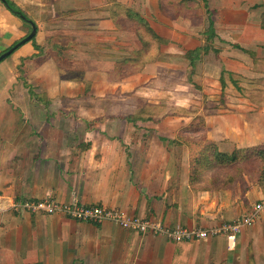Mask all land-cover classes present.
<instances>
[{"label": "crops", "instance_id": "0c3cea01", "mask_svg": "<svg viewBox=\"0 0 264 264\" xmlns=\"http://www.w3.org/2000/svg\"><path fill=\"white\" fill-rule=\"evenodd\" d=\"M8 1L35 24L36 33L32 42L0 61V264H264V214L242 228L235 240L217 236L174 242L113 223H81L13 208L44 199L62 205L77 202L168 228L210 230L239 220L253 204L264 202L260 189L249 184L246 190L238 184L240 192L193 190L188 183V151L174 143L180 127L200 115L206 138L218 147L226 142L242 149L264 142V103L254 105L247 99L246 86L238 84L264 78V0H206L208 9L203 10L211 14L216 36L206 54L200 50L206 42L199 35L206 22L201 25V20L188 16L196 13V6L183 5L187 15L182 18L177 0ZM127 10L139 14L158 38L150 50L156 58L149 63H138L150 51L143 48L138 39L142 31ZM29 32V24L11 15L0 1V55ZM84 47L94 64L91 72H83L80 63ZM187 51L200 58L191 63L198 85H156L165 71L173 74L188 66L183 63ZM66 53L72 62L67 69L59 62ZM103 60H111L105 67L109 72L101 69ZM149 65L164 73L151 76ZM222 70L234 75L243 89L239 93L227 81L225 110L215 109L217 113L208 116L217 107ZM78 74L92 82L91 102L107 99L123 109L132 107L134 94L144 105L172 101L174 109L178 107L172 117L176 119L130 120L131 115H123V120H47L45 112V120H36L27 115L35 104L45 108L77 94V102L83 104L78 111L85 112L89 102L83 97V83L75 79ZM94 77L104 79L97 86ZM107 77L116 83L103 84ZM139 77L151 81L147 91L130 90L125 84ZM211 78L214 83L208 84ZM248 87L257 92L259 86ZM30 89L37 94L36 103L27 94ZM95 91L110 95L96 100Z\"/></svg>", "mask_w": 264, "mask_h": 264}, {"label": "rangeland", "instance_id": "374dc122", "mask_svg": "<svg viewBox=\"0 0 264 264\" xmlns=\"http://www.w3.org/2000/svg\"><path fill=\"white\" fill-rule=\"evenodd\" d=\"M175 2H176L177 8L178 9L180 8V15L182 16V18L187 15L184 12L183 5H189L190 8H193V6H196L197 7L196 13L188 14V16H191V19H193L194 21H197V22L201 20L202 21L201 25H203V20H204V24L206 22V25L202 29L201 28L199 29L200 30L199 35L203 36V39L206 42L202 46L201 51H203L204 54H206L205 51H204V48L212 47L211 46V42H213L214 38H216L215 35H214L213 39H212V37L210 38V36H209L210 35L209 26H210V24L212 25V22L210 23L211 14H208V10L206 11L207 14H205L204 10H203L204 8L205 9L207 8L206 0H179V1L177 0ZM135 14H137V13H135ZM138 16L140 17L139 14H138ZM140 30L142 31L143 39L146 40L149 43V47H148L149 51L150 50H154V48H152V46L156 47V41H158V39H152V38L150 39V37H148L146 35L147 33L144 32V29L142 28V26H140ZM212 32L214 34V30L213 29H212ZM71 48H74V46H71ZM150 48H152V49H150ZM84 49H85V51H82V50H80V51L81 52H85L84 53V58L85 59L82 62H80V63H83V67H84L83 72L84 71L91 72L92 68L94 67V64L92 62L91 56L90 55H85L86 52H87L86 51L87 50L86 47H84ZM113 50L115 52H117L116 48H114ZM151 52L152 51H150V54L148 56L145 55L142 58H139L138 59V63L140 64V62H144V61L149 63V59L150 58L154 57V59H155L156 58L155 57L156 54H151ZM187 52H185L183 54V58L186 60V61H183V63H185V65H186V63L188 62V66H184L182 64L183 66L182 67L180 66L181 69H179L177 72H175L173 74H167L168 72L165 71L164 78L163 79H159L157 82H155L156 85H161V86L166 87V88H168V87L171 88L173 86V84L181 85V86H189V87L198 85L194 81L195 78H192V76H191V67H193V65L190 64V62L188 60ZM215 53L217 54L218 51H216ZM109 54H111V53H109ZM65 56L66 57L61 58V60H59V62L65 69H67V66H68L67 63L69 62V63L72 64V62H70L71 54L66 53ZM199 60H200V58L197 57L196 59L193 60V64H194L195 61H199ZM262 61H264V60H261L262 64H261L260 70L262 71V73H264V62H262ZM95 63L97 64V62H95ZM110 63H111V60H109V61H105V60L101 61V64H100L101 65V69H104L105 71H108L105 67H107ZM138 63H136V62L133 63V65H134L133 69H137ZM154 63H156V62H152V64H154ZM256 65L257 64L254 65V69L255 70L257 69L255 67ZM65 69H63V70H65ZM148 70H149V73L151 74V76L153 74L157 75V73H156L157 71H160L161 75L164 73L163 69L157 68V67L151 66V65H149V69ZM66 71L69 72V70H66ZM215 71H216V69H215ZM69 77L71 79H73L72 76H69ZM220 77H221V80L222 79L224 80L225 87L224 88L221 87L220 78H219V81H218L219 85H218V82H217V85L219 86V93H218L219 94L218 95L219 99H218V101H216L217 107L214 108V109H210L208 116H212L211 113L212 114L213 113L216 114L217 112H216L215 109H217L218 111L219 110H225L223 107H224V98L226 97V94L228 93L226 91V89H225L227 81L230 84L233 83L237 87L236 91L239 92V93H241L243 88H241V86H238V84L246 86V89L248 90V93H246L247 99L252 101L254 103V105H256L257 107L261 106L264 103V78H260L258 80H255L254 82H248V80H246L245 82H240L239 81L240 83H238V82L235 83L234 80H237V78L234 75L232 76L231 74H228L227 72H225L223 70L221 71ZM141 78L142 77L136 78L135 80H132L130 82L127 81L125 84H128V88H130V90H131V88H133V89L138 90V91H142V90H146L147 91L146 87L148 86V84H150L148 82H151V81H146V78L144 77L143 78L144 82H143L141 80ZM75 79H77L78 82L83 83V86H84L83 97H86L85 103L89 102V103H86V105H84V107H86L85 112L81 111L79 113V111H78V105L83 106V104L77 102V100L80 99V94H77V95H79L78 96L79 98H77V95H76V96H72L70 98L68 97L69 99L67 98L66 101H64L62 103H55V104L47 103V104H45V108H41L39 105L35 104L34 105L35 107L31 108L30 110L29 109L26 110L27 115L30 118L32 116L35 117L36 120H45V112H46V115H47V120H111V119H113V117H114L115 120H118V119L119 120H123L124 119L123 115L124 116L125 115H131V117L128 118L130 120H140V119L141 120H164L166 118L176 117L173 114H175V111H176L175 109L178 108V107L175 106V109H174V105H173L172 101H170L169 103H163V106L161 105L162 102H159V101H154V102L150 101V102H147L146 105H144L143 100L140 97L138 98L136 94L133 95L135 101L132 103V107L129 106L128 108H126L127 107L126 106L123 109H118L119 106L116 105V104L111 103L110 101L106 102V101H108L107 99L104 101L106 103H104V102L100 103L99 101H97V102H93L92 101L91 102V100H89L91 98L89 96L92 94L90 92V90H89L90 87L92 86L91 80L90 81H88V80L84 81L83 80L84 78H82V76L79 77V74L76 76ZM92 79H93V81H94V79L98 80V82H97V86H98L100 84V82L102 81V79H104V77H99V78L94 77ZM249 81H251V80H249ZM104 82H108L109 84H111V83H116V80L114 78L107 77L106 81L103 80L102 83L105 84ZM142 83H144V84H142ZM157 83H159V84H157ZM209 83L213 84L214 80L211 78L210 82H208V84ZM248 85H258L259 87H258L257 92H250L249 91L250 88L248 87ZM97 88H100V87H97ZM74 91L76 93L77 90H74ZM27 94H29L31 97H33L35 99L34 102L37 101V99H36L37 94H35L31 89L27 92ZM93 94L97 95L96 97H94V98H96V100L108 98L109 95H110L108 93H107V95L106 94H102V93L97 92V91H95ZM39 96H40V98L43 97L44 100L46 101V98H45L46 96L44 97V95H42V94H40ZM91 96H93V95H91ZM102 103H104V105H102ZM111 104H113V105H111ZM30 112H32L33 115H32V113L30 114ZM118 112L121 113V116L116 115V113H118ZM201 116H203V115H200V117ZM197 117H199V116H197ZM120 118H123V119H120ZM142 118H144V119H142ZM195 118L193 117L190 120V122L187 123L186 125H182L180 127V129L178 130V132H177L178 135L183 129L188 128ZM172 119H176V118H172ZM203 120H204V118H203ZM151 124L153 125V123H151ZM205 133H206V130H205ZM178 135H177V138H176L175 141L178 142L177 143L178 145L184 146L187 149V151H188V163H190L192 157L190 156L189 149L192 150L194 147H190L189 145L187 146L184 142L180 143L182 141H180ZM195 135H197V134H195ZM175 141H174V143H175ZM200 144H202V142ZM221 146H219L220 150L225 149L228 152H231L234 149V148L233 149L230 148V144L229 143H228V146H227L226 142L223 145H221ZM246 183H247L246 181L245 182L243 181V183L239 182V183H237L235 185L234 188H232V190L233 191H237V190L239 191L240 187L239 186L237 187L238 184L239 185L243 184L244 188L246 187V185L248 187V183L247 184ZM227 191H229V190H227Z\"/></svg>", "mask_w": 264, "mask_h": 264}, {"label": "trees", "instance_id": "16d2710c", "mask_svg": "<svg viewBox=\"0 0 264 264\" xmlns=\"http://www.w3.org/2000/svg\"><path fill=\"white\" fill-rule=\"evenodd\" d=\"M4 6L7 11L20 18L25 17L23 22L27 23L29 18L12 2L5 0ZM129 19L132 20L140 27L144 29L147 36L150 39H158L153 31L149 28L146 21L131 12L126 11ZM211 23V21H210ZM210 38L214 37L212 32V25L209 26ZM34 37L31 39L33 41ZM143 43V48L148 49L149 43L139 36ZM14 43L11 48L17 44ZM35 49L42 52V49L35 46ZM8 48L7 50H9ZM6 50V51H7ZM201 50V49H200ZM207 51V48H204ZM188 60L190 64L194 60V55L196 52H187ZM37 54L34 56L38 57ZM186 57V56H185ZM187 58V57H186ZM254 64L257 63L255 58H253ZM82 74L79 75V77ZM221 87H225L224 80H221ZM206 126L202 117H196L190 126L183 129L179 133L180 143H185L187 146L194 147L192 150L189 149L191 161L189 163V174L188 183L189 186L195 191H205V192H219L232 190L237 183L247 182L249 185L256 186L264 194V142L250 148L236 149L234 148L231 152L223 149L220 150L219 147L209 141L206 138ZM197 134V135H195ZM202 135V136H201ZM202 144H200L201 142ZM178 142L175 141V144ZM248 189L247 185L244 190Z\"/></svg>", "mask_w": 264, "mask_h": 264}, {"label": "built area", "instance_id": "2783aa9c", "mask_svg": "<svg viewBox=\"0 0 264 264\" xmlns=\"http://www.w3.org/2000/svg\"><path fill=\"white\" fill-rule=\"evenodd\" d=\"M13 208L23 209L34 214H59L81 223L95 225L113 223L127 230L163 236L174 242H193L217 236H224L227 239L235 240L242 228L252 226L264 214V202H258L253 204L250 213L237 221L222 223L220 226L210 230H197L182 227L168 228L159 222L150 221L145 218L130 217L118 210L107 209L101 206H83L77 202L62 205L55 201L44 199L38 202L18 203L13 205Z\"/></svg>", "mask_w": 264, "mask_h": 264}, {"label": "water", "instance_id": "95a60500", "mask_svg": "<svg viewBox=\"0 0 264 264\" xmlns=\"http://www.w3.org/2000/svg\"><path fill=\"white\" fill-rule=\"evenodd\" d=\"M0 1L3 4H5V0H0ZM20 19L21 20H25V17L24 16H21ZM27 23L30 26V32H29V34L26 37H24L22 40H20L17 44H15L12 48H10L6 52L2 53L0 55V61H2L6 57H8L10 54H12L21 45H23V44L31 41V39L35 36V33H36V26H35V24L32 21H30V20H27Z\"/></svg>", "mask_w": 264, "mask_h": 264}]
</instances>
